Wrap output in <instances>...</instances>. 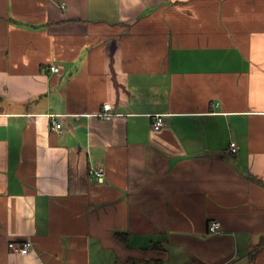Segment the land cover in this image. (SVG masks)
Wrapping results in <instances>:
<instances>
[{"label":"crops","instance_id":"1","mask_svg":"<svg viewBox=\"0 0 264 264\" xmlns=\"http://www.w3.org/2000/svg\"><path fill=\"white\" fill-rule=\"evenodd\" d=\"M263 238L264 0H0V264H264Z\"/></svg>","mask_w":264,"mask_h":264},{"label":"built area","instance_id":"2","mask_svg":"<svg viewBox=\"0 0 264 264\" xmlns=\"http://www.w3.org/2000/svg\"><path fill=\"white\" fill-rule=\"evenodd\" d=\"M51 72L57 73L59 72V68L56 66H53L50 68ZM111 110V106L109 104H106L104 106V111ZM101 117L108 116L107 113L100 114ZM165 125L164 117L162 115H155L152 117V127L155 131H160L163 126ZM53 129L57 132H61L62 126L61 124H58L57 122H53L52 125ZM231 151L233 153L237 152V145L236 143H231L230 145ZM89 174L92 178L96 179L98 182H103L105 179V169L102 166H92L89 170ZM220 224L216 221L211 222L209 225V232L211 234H219L220 233ZM9 248L17 253H20L21 255H28L32 248L33 244L31 241H25L23 243H11L9 245Z\"/></svg>","mask_w":264,"mask_h":264},{"label":"trees","instance_id":"3","mask_svg":"<svg viewBox=\"0 0 264 264\" xmlns=\"http://www.w3.org/2000/svg\"><path fill=\"white\" fill-rule=\"evenodd\" d=\"M262 246H264V238L261 240V242H260V244H259L258 247H262ZM158 247H161V246H156V248H158ZM147 263H150L151 264V262H147ZM133 264H146V263H144V262H134Z\"/></svg>","mask_w":264,"mask_h":264},{"label":"bare ground","instance_id":"4","mask_svg":"<svg viewBox=\"0 0 264 264\" xmlns=\"http://www.w3.org/2000/svg\"><path fill=\"white\" fill-rule=\"evenodd\" d=\"M13 243V242H12Z\"/></svg>","mask_w":264,"mask_h":264}]
</instances>
